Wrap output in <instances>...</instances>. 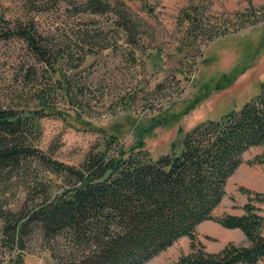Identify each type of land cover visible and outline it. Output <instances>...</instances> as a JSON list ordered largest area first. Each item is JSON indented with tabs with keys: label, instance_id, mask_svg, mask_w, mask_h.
Returning a JSON list of instances; mask_svg holds the SVG:
<instances>
[{
	"label": "rangeland",
	"instance_id": "1",
	"mask_svg": "<svg viewBox=\"0 0 264 264\" xmlns=\"http://www.w3.org/2000/svg\"><path fill=\"white\" fill-rule=\"evenodd\" d=\"M86 1L51 8L48 0H0V15L34 19L49 49L62 55L46 64L22 40L0 41V107L46 108L37 147L47 157L80 168L106 133L126 150L143 141L157 160L180 151L199 123L218 121L261 93L264 0H102L113 11L78 13ZM120 12L136 26V39L120 29ZM188 15H198L193 31ZM263 152L244 154L215 218L242 215L255 194H264V165H251ZM31 172L0 175V264H58L38 230L27 229L19 245L7 241V222L40 203L36 187L57 194L67 181L36 164ZM253 204L264 216V204ZM196 237L208 253L247 244L241 231L213 221L200 225ZM191 252L185 237L147 264H171Z\"/></svg>",
	"mask_w": 264,
	"mask_h": 264
},
{
	"label": "trees",
	"instance_id": "2",
	"mask_svg": "<svg viewBox=\"0 0 264 264\" xmlns=\"http://www.w3.org/2000/svg\"><path fill=\"white\" fill-rule=\"evenodd\" d=\"M48 1L51 8L70 3ZM113 9L108 2L87 0L76 11L102 15ZM118 15L120 29L135 38L134 23L122 12ZM197 16L186 18L191 31ZM14 39L24 41L43 63L54 64L60 56L49 49L34 19L0 15V41ZM46 100L42 96L41 103ZM44 111L0 107V175L9 179L22 173L32 175L36 164L67 179L57 194L49 187H36L38 206L23 218L7 220L8 243L21 244L30 228L41 233L58 264H147L187 237L192 252L171 264H264V216L253 204H264V194H255L242 215H213L226 195L228 180L243 164L244 154L264 148V82L261 93L240 110L218 121L199 123L187 134L180 151L173 149L157 160L143 141L126 150L115 135L105 133L80 168L59 163L37 147ZM251 165H264V152ZM209 221L241 231L247 244L228 243L218 253L204 251L196 230Z\"/></svg>",
	"mask_w": 264,
	"mask_h": 264
}]
</instances>
